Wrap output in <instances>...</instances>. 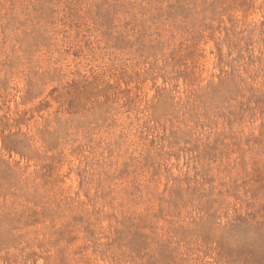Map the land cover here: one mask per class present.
Wrapping results in <instances>:
<instances>
[{"label":"rangeland","instance_id":"1","mask_svg":"<svg viewBox=\"0 0 264 264\" xmlns=\"http://www.w3.org/2000/svg\"><path fill=\"white\" fill-rule=\"evenodd\" d=\"M0 264H264V0H0Z\"/></svg>","mask_w":264,"mask_h":264}]
</instances>
